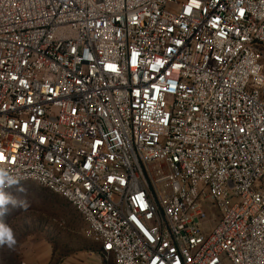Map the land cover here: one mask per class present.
<instances>
[{"label": "built area", "instance_id": "2783aa9c", "mask_svg": "<svg viewBox=\"0 0 264 264\" xmlns=\"http://www.w3.org/2000/svg\"><path fill=\"white\" fill-rule=\"evenodd\" d=\"M0 168L114 264H264V0H0Z\"/></svg>", "mask_w": 264, "mask_h": 264}, {"label": "rangeland", "instance_id": "374dc122", "mask_svg": "<svg viewBox=\"0 0 264 264\" xmlns=\"http://www.w3.org/2000/svg\"><path fill=\"white\" fill-rule=\"evenodd\" d=\"M7 193L26 201L27 208L8 205L0 217L16 239L14 249L0 247V264H114L100 255L83 218L66 200L36 184H20Z\"/></svg>", "mask_w": 264, "mask_h": 264}, {"label": "clouds", "instance_id": "9594fccd", "mask_svg": "<svg viewBox=\"0 0 264 264\" xmlns=\"http://www.w3.org/2000/svg\"><path fill=\"white\" fill-rule=\"evenodd\" d=\"M20 178L11 175L4 168H0V217L4 216L8 211V205L12 207L27 208L26 201H19L14 198L10 193L5 191V188L19 185ZM18 191H25L22 187L18 188ZM7 245L9 249H14L16 245V239L12 229L5 223L0 221V247Z\"/></svg>", "mask_w": 264, "mask_h": 264}, {"label": "crops", "instance_id": "0c3cea01", "mask_svg": "<svg viewBox=\"0 0 264 264\" xmlns=\"http://www.w3.org/2000/svg\"><path fill=\"white\" fill-rule=\"evenodd\" d=\"M99 250H100V248H99Z\"/></svg>", "mask_w": 264, "mask_h": 264}]
</instances>
